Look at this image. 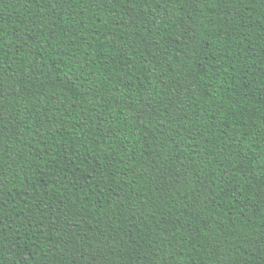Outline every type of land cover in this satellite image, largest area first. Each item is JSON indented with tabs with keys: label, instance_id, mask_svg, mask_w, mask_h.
Masks as SVG:
<instances>
[{
	"label": "trees",
	"instance_id": "16d2710c",
	"mask_svg": "<svg viewBox=\"0 0 264 264\" xmlns=\"http://www.w3.org/2000/svg\"><path fill=\"white\" fill-rule=\"evenodd\" d=\"M0 264H264V0H0Z\"/></svg>",
	"mask_w": 264,
	"mask_h": 264
}]
</instances>
